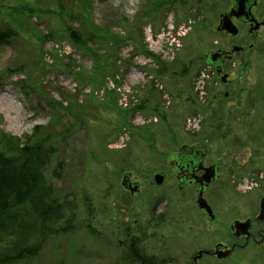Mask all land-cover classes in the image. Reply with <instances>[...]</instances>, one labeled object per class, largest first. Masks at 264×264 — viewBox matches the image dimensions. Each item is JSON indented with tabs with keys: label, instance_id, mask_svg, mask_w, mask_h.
I'll return each mask as SVG.
<instances>
[{
	"label": "rangeland",
	"instance_id": "rangeland-1",
	"mask_svg": "<svg viewBox=\"0 0 264 264\" xmlns=\"http://www.w3.org/2000/svg\"><path fill=\"white\" fill-rule=\"evenodd\" d=\"M231 7L232 0H0V28L15 31L0 47V134L38 127L48 137L56 154L45 176L74 218L71 232L50 239L31 264H122L130 239L157 264H182L231 242L235 213L203 217L191 188H175L167 160L192 144L234 158L236 187L223 198L240 199V218L264 194V25L250 35L240 27L236 37L217 31ZM252 13L264 20L260 2ZM70 31L81 32L87 48ZM234 44L243 51L224 63L223 84L204 54ZM220 110V132L210 134ZM128 172L140 185L133 195L121 185ZM157 172L163 185L148 187ZM259 252L250 246L199 264H264Z\"/></svg>",
	"mask_w": 264,
	"mask_h": 264
},
{
	"label": "trees",
	"instance_id": "trees-1",
	"mask_svg": "<svg viewBox=\"0 0 264 264\" xmlns=\"http://www.w3.org/2000/svg\"><path fill=\"white\" fill-rule=\"evenodd\" d=\"M70 32L75 45L87 48L81 32ZM14 36L11 28H0V47ZM100 37L107 41L106 35ZM89 53L91 58H98L94 52ZM261 88L264 92V87ZM258 100L254 98L253 106ZM218 113L222 111L214 112L210 119L213 126L210 134L220 132L214 127L220 126ZM262 127L264 119L260 121ZM255 133L262 137L261 129ZM55 154L56 147L48 137L38 133V127L32 134L21 137L0 134V264H31L50 239L71 232L73 215H66L65 203L56 196L45 176ZM122 248V264H156L154 258L145 255L136 239L125 242Z\"/></svg>",
	"mask_w": 264,
	"mask_h": 264
},
{
	"label": "flooded vegetation",
	"instance_id": "flooded-vegetation-1",
	"mask_svg": "<svg viewBox=\"0 0 264 264\" xmlns=\"http://www.w3.org/2000/svg\"><path fill=\"white\" fill-rule=\"evenodd\" d=\"M262 4V9L264 11V0H255V3L251 6L250 11L251 15L254 17L252 13V9L256 8V6L259 4ZM254 19L261 23L262 21H258L255 17ZM234 24L238 28L237 35L233 36L236 37L239 34L240 27H247L248 28V34H251V23L246 21H239L236 19H233ZM263 25H260V27ZM259 27V28H260ZM227 34V33H226ZM229 35V34H227ZM234 47H239V50L234 51ZM218 52H221V57L219 58V62L222 67V72L217 74L215 72V67L209 65L216 76H220L221 83L225 84L226 80L222 82L221 78L222 75H224V63L226 60H230L233 56V54L241 53L243 51L242 47L240 45H232L230 51L217 49ZM170 158V159H169ZM172 158V159H171ZM168 164L170 167V172L172 174V177L174 179V182L176 183L175 188L176 189H183V188H191V199L195 202L197 210L202 213L203 217H207L210 222L218 221V215L220 213L225 212L226 214L229 212L231 214L235 213V218H233L229 225L228 230L231 236V242L225 243L224 241H217L211 245V247H207L205 249H200L197 251H207L208 253H203L195 262H193V258L196 257L197 253L191 256L190 261L188 263H182V264H199V262L203 258L207 259H214L218 262H225L227 260H230L233 256L241 253L244 249L254 246L257 250H260L264 253V222H260L256 220V216L259 213L260 207V199L264 196H260L257 203L254 205V212L245 218L238 217V213L240 212V208L242 207L240 199H224L226 197L228 191L232 187H236V181L235 179V172L233 171L235 163L234 158L228 157V154L226 153H219L212 149L208 148H200L196 144H192L189 146H182L175 152L171 153L168 158ZM240 160V159H239ZM233 166V167H232ZM213 167L214 169V178L210 180V182L205 185L202 178L205 175L206 171L205 169ZM228 169V173L226 174L224 171ZM128 174V181L131 183L137 184L136 190L131 193V191L125 187H123L126 191H128L131 195L137 193L140 190V185L137 181H131V173H124ZM123 174V176H124ZM155 174H161L163 176V181L160 185H157L154 183V175ZM152 176V180L148 182V187H160L163 185L165 176L161 172H157ZM122 176V178H123ZM226 177V179H224ZM122 182V181H121ZM198 192H202L201 196L209 206L211 210V214H208L204 209H201L197 206L196 200L198 198ZM232 194V193H231ZM238 196V195H237ZM223 198V199H221ZM221 201V202H220ZM231 203V209H227L223 207L225 203ZM219 203L221 205L219 206ZM232 210V211H231ZM233 212V213H232ZM249 219V234L248 236H236L234 233V230L232 229V224L234 221H246ZM216 247V249H215ZM230 251V254L225 259H219L216 255L213 254L215 252H227ZM259 252V253H261ZM220 253V254H221ZM173 262L170 261H162L158 264H167ZM157 264V263H156ZM259 264V263H258Z\"/></svg>",
	"mask_w": 264,
	"mask_h": 264
},
{
	"label": "water",
	"instance_id": "water-1",
	"mask_svg": "<svg viewBox=\"0 0 264 264\" xmlns=\"http://www.w3.org/2000/svg\"><path fill=\"white\" fill-rule=\"evenodd\" d=\"M255 3V0H232V7L229 9V11L223 13L219 17L218 26L216 27L217 31L225 32L229 35L235 36L238 33V28L234 24L233 19L239 20V21H246L251 23V31L257 30L260 25H264V20L259 23L257 22L254 17L251 15L250 8ZM239 47H234L233 50H239ZM221 52L215 51V52H207L204 54V60L207 65H211L215 67V72L217 74L222 72V67L219 62V58L221 57ZM222 82L226 80V75H222L221 78ZM170 159V158H169ZM172 159V158H171ZM206 173L203 176L202 180L207 185L211 179L214 178V169L213 167H209L205 169ZM154 183L157 185H160L163 181V176L161 174H155L154 175ZM121 185L131 191L133 193L136 188L137 184L131 183L128 181V174H124L122 178ZM202 192H198V198L196 200L197 206L201 209H204L208 214H211V210L205 200L201 196ZM259 213L256 216V220L260 222H264V196L260 199L259 203ZM232 229L234 230V234L236 236H248L249 234V219L246 221H239L236 220L232 224ZM216 249V247H215ZM203 253H208L207 251H199L196 255V257L193 258V262L197 260ZM221 253V252H220ZM219 252H215L213 254H217L216 256L219 259H225L229 256L230 251L224 252L220 254ZM209 254V253H208ZM171 264V263H167Z\"/></svg>",
	"mask_w": 264,
	"mask_h": 264
}]
</instances>
